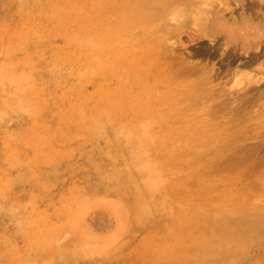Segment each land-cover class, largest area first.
<instances>
[{
    "label": "rangeland",
    "instance_id": "374dc122",
    "mask_svg": "<svg viewBox=\"0 0 264 264\" xmlns=\"http://www.w3.org/2000/svg\"><path fill=\"white\" fill-rule=\"evenodd\" d=\"M256 11L0 0V264H264Z\"/></svg>",
    "mask_w": 264,
    "mask_h": 264
},
{
    "label": "bare ground",
    "instance_id": "6f19581e",
    "mask_svg": "<svg viewBox=\"0 0 264 264\" xmlns=\"http://www.w3.org/2000/svg\"><path fill=\"white\" fill-rule=\"evenodd\" d=\"M224 1V0H223ZM226 1H229V0H226ZM234 1V7L235 8H237V7H241V6H243L244 5V3H245V7H246V9L247 10H249L253 15H255V16H257L258 17V13H257V11L256 10H258V9H260V10H262V9H264V0H233ZM259 17H260V33H262V32H264V31H261L262 29H263V27H264V14H261L260 13V15H259ZM250 21V20H249ZM248 21V22H249ZM247 22V21H246ZM247 22V24H245V22L244 23H242V22H240V23H237V24H235L234 26H229V28L227 27V29H224L225 30V33H226V35H227V42H228V44H230V45H234V47L235 46H238V48L240 49V50H242V51H244L245 53H248V52H250V50H251V48H253V47H251V44H250V42H249V39H250V37H252V35L253 36H255V35H257V34H253V32H255V31H257V33L259 32V29H258V25L259 24H257V26L255 25V26H252L251 24H249ZM259 22V21H258ZM257 29V30H256ZM264 34V33H263ZM258 36V35H257ZM256 36V37H257ZM260 36H261V38H262V35L260 34ZM263 37H264V35H263ZM254 39H255V37H253ZM252 39V38H251ZM250 39V40H251ZM262 40V39H261ZM253 44H255V42L253 43ZM261 47V46H260ZM255 48V47H254ZM253 48V49H254ZM257 48V50H258V47H256ZM263 49H259L260 51H257L256 50V52H255V55H254V53H251L250 54V59L252 60V61H254V60H256V58L261 54V53H263V56H264V47H262ZM242 54V53H241ZM247 64H250V63H247ZM261 65V64H260ZM8 71V70H7ZM14 74V73H13ZM16 77V76H15ZM19 77V76H18ZM5 78V77H4ZM28 79V78H27ZM29 80V79H28ZM27 80V81H28ZM18 83V82H17ZM17 83H15V84H17ZM29 86V85H28ZM248 100V99H247ZM242 102V101H241ZM243 104V103H242ZM226 133V132H225ZM220 143V142H219ZM228 151V150H227ZM239 153V152H238ZM241 153H239V155H240ZM233 159V158H232ZM228 163V162H227ZM230 180V179H229ZM233 224V223H232ZM241 225V224H240ZM239 225V226H240ZM250 225V224H249ZM249 225H247V228L246 229H248V227H249ZM238 226V225H237ZM252 226V225H251ZM250 226V227H251ZM242 227V226H241ZM228 228H230V227H228ZM245 228V227H244ZM238 229H240V228H238ZM249 229H251V228H249ZM229 236V235H228ZM233 238H234V236H233ZM228 239V238H227ZM235 239V238H234ZM229 240V239H228ZM214 242V241H213ZM227 242V241H226ZM229 242H230V240H229ZM224 244H226V243H224ZM223 244V245H224ZM221 245V244H220ZM227 249V248H226Z\"/></svg>",
    "mask_w": 264,
    "mask_h": 264
}]
</instances>
